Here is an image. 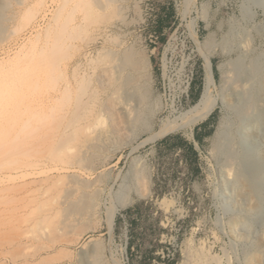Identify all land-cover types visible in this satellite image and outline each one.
I'll return each instance as SVG.
<instances>
[{
	"label": "bare ground",
	"instance_id": "obj_1",
	"mask_svg": "<svg viewBox=\"0 0 264 264\" xmlns=\"http://www.w3.org/2000/svg\"><path fill=\"white\" fill-rule=\"evenodd\" d=\"M120 1L0 0V46L7 41L8 23L22 15L28 25L32 24L27 30L29 36L0 47L4 100L3 105L0 101V118L5 117L9 124L2 128L8 142L0 151V192L7 194L6 200L15 195L26 199L20 207L0 214V224L13 236L10 242L0 244V264H106L98 242L83 248L75 263L59 261L58 252L70 241L66 237H80L90 230L88 223L101 199L99 178H87L97 170L95 161L109 144L121 142L123 134H131L144 121L143 85L150 79V61L130 48L119 54L112 49L101 50L92 58L90 42L81 46L71 43L87 30L89 22L97 23L98 19L101 23L97 24L107 26L112 17L121 16L119 5L113 9V16L96 15V10L111 9ZM258 1L264 5V0ZM183 2L190 6L196 0ZM203 55L201 97L185 113L164 120L156 137L192 130L221 102L237 118V127H231L236 128L235 133L221 143V151L227 154L229 172L236 168L239 201L264 226V63L252 60L244 66L243 59L229 62L228 66H233L230 74H223L225 87L217 95L212 61ZM85 63L92 67L91 73L83 70ZM141 183L137 192L144 197L146 182ZM116 211L115 206L107 209L110 231ZM192 257V264H220L219 258L204 250ZM262 257L264 244L259 254ZM114 264L122 263L115 260Z\"/></svg>",
	"mask_w": 264,
	"mask_h": 264
},
{
	"label": "rangeland",
	"instance_id": "obj_2",
	"mask_svg": "<svg viewBox=\"0 0 264 264\" xmlns=\"http://www.w3.org/2000/svg\"><path fill=\"white\" fill-rule=\"evenodd\" d=\"M183 1L122 0L111 9L96 10V15L113 16L119 5L121 16L112 17L107 26L97 24L100 19L89 22L81 38L71 41L79 46L90 42L92 58L101 50L119 54L130 48L150 61V79L143 85V123L131 134H123L122 143L109 144L95 161L97 170L87 177L99 178L101 190L100 208L90 218V230L80 237H66L70 241L59 250V261L75 263L83 248L98 242L106 264L115 260L122 264H192V255L198 250L216 256L220 264H264V257L259 258L264 226L239 201L236 168L229 172L227 154L221 151L224 140L235 133L236 116L220 102L192 130L156 137L164 120L185 113L201 97L203 54L212 61L217 95L225 87L224 76L230 74L231 63L242 59L244 66L253 61L264 63V5L258 0H196L186 6ZM79 18L83 22V13ZM28 23L22 15L8 23V38L0 47L29 36L32 24ZM112 36L116 41L109 39ZM83 67L91 73L92 67L86 63ZM4 118H0V151L8 142L2 128L9 124ZM142 180L147 187L144 197L137 192ZM6 197L0 192V214L26 202L20 196ZM110 206L117 208L111 231L106 218ZM0 236V244L13 239L1 224Z\"/></svg>",
	"mask_w": 264,
	"mask_h": 264
},
{
	"label": "built area",
	"instance_id": "obj_3",
	"mask_svg": "<svg viewBox=\"0 0 264 264\" xmlns=\"http://www.w3.org/2000/svg\"><path fill=\"white\" fill-rule=\"evenodd\" d=\"M187 85H188V87H189L190 83H188Z\"/></svg>",
	"mask_w": 264,
	"mask_h": 264
}]
</instances>
